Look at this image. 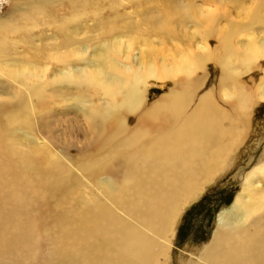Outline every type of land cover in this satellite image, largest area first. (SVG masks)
<instances>
[{
  "label": "bare ground",
  "instance_id": "1",
  "mask_svg": "<svg viewBox=\"0 0 264 264\" xmlns=\"http://www.w3.org/2000/svg\"><path fill=\"white\" fill-rule=\"evenodd\" d=\"M31 1L24 30L33 39L35 17L50 3ZM145 7L92 53L84 41L96 39L82 30L80 13L50 24L47 15L46 48L35 42L19 56L0 38V264H175L182 209L251 137L264 102V0H147ZM11 27L0 15V34ZM85 53V69L55 67ZM211 62L218 83L198 96ZM153 84L169 89L146 107ZM73 88L93 94L70 98L92 140L79 150L98 148L92 157H67L28 134ZM261 161L218 215L211 239L180 264H264ZM51 212L54 222L44 225Z\"/></svg>",
  "mask_w": 264,
  "mask_h": 264
},
{
  "label": "rangeland",
  "instance_id": "2",
  "mask_svg": "<svg viewBox=\"0 0 264 264\" xmlns=\"http://www.w3.org/2000/svg\"><path fill=\"white\" fill-rule=\"evenodd\" d=\"M147 0H48L50 5L46 7V12L42 18L35 17V26L39 28L34 30V37L25 32L28 21L26 14V5L31 8V4H35L31 0H3L0 5V15L5 20L12 22V27L5 34H0L3 39V44L7 49L16 52L19 56L28 49L30 45L37 42L46 48V43L43 42L44 36L50 31L48 28V19L50 23H57L59 20H65L72 16L74 13L84 15L82 19V30H91V34L96 40H89L88 38L84 43H90L92 47L89 53L93 52V47L100 41H109L112 33L121 31V26L126 21L125 17L133 19L138 18V13L146 11L145 6ZM149 1V0H148ZM196 3H203V0H194ZM89 2L88 4H86ZM72 4L74 5L72 7ZM75 7V8H74ZM2 13V14H1ZM99 13V14H98ZM25 20V21H24ZM18 26V30L17 27ZM193 30V26L188 27ZM97 39H99L97 41ZM112 40V39H111ZM31 41V42H30ZM189 42V41H188ZM83 43V44H84ZM214 46V43L211 46ZM212 46V47H213ZM68 51V50H66ZM63 52V51H62ZM141 49L136 48L133 53V60L137 62L141 55ZM89 53L82 56H77V59L70 58L64 60V63L56 65L59 69L66 68L67 72H75L78 68H87V61L91 58L88 57ZM136 57V58H135ZM81 58V59H79ZM209 79L201 91L197 92L200 96L208 87H216L217 80L220 75V69L213 62L207 67ZM260 76H258L259 78ZM2 87H7L5 81ZM10 88V86H8ZM169 89V86H161L153 84L148 89L147 105H150L154 100L164 95ZM87 92H77L76 89L69 90L68 94L64 96V100L58 99L56 103L51 105L49 112L42 115L35 120L33 133L29 132L31 139L36 143L50 142L51 146L57 147L64 155L71 156L72 158H80L95 156L99 153L98 148L92 147L85 152L79 149H87L90 138H86V123L84 118L73 109L74 102L70 100L73 96H93ZM96 100V97H93ZM197 99V98H196ZM96 103L97 101H93ZM49 103V102H48ZM48 111V110H47ZM255 121L253 123V131L251 137L247 140L244 146L234 154L232 164H230L227 171L215 180H213L191 205L182 209L180 221L176 228L175 240L172 247V256L174 263L180 264V259L184 260L190 253L201 250L202 246L206 244L212 236L215 229L217 217L225 209L231 207L236 195L242 188L243 180L246 173L260 164L261 159L264 158V102H261L254 114ZM5 121V119H2ZM40 120V121H39ZM134 115L128 118V123L134 125ZM39 121V122H38ZM44 121V122H43ZM41 123V124H40ZM37 126V127H36ZM84 128V129H83ZM21 138L25 139L26 132L17 131ZM97 143L96 137L93 139ZM74 142V143H72ZM25 143V141H24ZM47 143V144H48ZM70 143V144H69ZM72 144L71 150H67V145ZM23 147V146H22ZM68 162H71L67 160ZM96 190V188H93ZM55 220L53 212L45 213L42 217L43 224L52 223Z\"/></svg>",
  "mask_w": 264,
  "mask_h": 264
}]
</instances>
